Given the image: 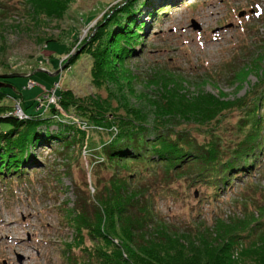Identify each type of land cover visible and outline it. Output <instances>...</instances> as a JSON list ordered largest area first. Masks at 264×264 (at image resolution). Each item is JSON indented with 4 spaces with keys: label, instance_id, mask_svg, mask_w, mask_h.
<instances>
[{
    "label": "trees",
    "instance_id": "16d2710c",
    "mask_svg": "<svg viewBox=\"0 0 264 264\" xmlns=\"http://www.w3.org/2000/svg\"><path fill=\"white\" fill-rule=\"evenodd\" d=\"M73 1L24 0L25 14L37 25L41 17H62ZM150 5L147 15L153 19L161 8L152 7V0L114 6L83 44L92 61L93 84L107 88L105 99L76 97L64 90L57 102L66 116L55 105L51 116L42 117L38 109L29 115L23 107L25 116L19 118L2 104L6 96L15 95L8 87L0 88V174L22 172L25 162H34V146L52 140L72 155L77 150L79 161L89 160L87 171L97 179L94 192L80 196L74 208L62 209L75 234L63 245L67 264H264V192L260 198L241 197L234 214L225 218L216 214L210 225L198 218L179 225L155 211V193L176 195L177 183H185V189L203 188V196L196 200L215 203L241 178L238 174L264 169L257 161L264 145V112L259 111L264 90L258 96L248 93L230 99L222 90L214 94L200 88L196 79L201 76L159 68L147 76L135 73L128 60L140 54L136 46L142 47L145 20L139 17ZM3 14L0 5V21L6 20ZM53 40H45L46 45ZM251 66L235 69L234 79L242 82L254 70L264 86L263 56ZM138 84L141 88H136ZM9 88L17 89L14 83ZM233 111L240 115L236 133L241 137L224 146L215 132L218 125L213 124ZM54 123L57 130L49 132ZM90 132L100 136L98 144ZM194 132L203 139L197 141ZM101 171L108 177L99 178ZM78 248L80 256L73 255Z\"/></svg>",
    "mask_w": 264,
    "mask_h": 264
},
{
    "label": "rangeland",
    "instance_id": "374dc122",
    "mask_svg": "<svg viewBox=\"0 0 264 264\" xmlns=\"http://www.w3.org/2000/svg\"><path fill=\"white\" fill-rule=\"evenodd\" d=\"M125 1L74 0L62 17H41L33 25L25 14L24 0H0L6 17L0 21V73L24 74L5 79L17 89L7 88L15 97L6 96L2 104L19 118L25 115L17 112L18 108L25 107L29 115L38 109L42 117H47L55 105L66 116L57 102L60 91L70 90L81 98L108 97L107 88L96 87L91 80L92 61L83 44L114 6ZM152 7L161 8L153 19L147 15L151 5L139 17L145 20L142 47L136 46L139 56L128 60L135 73L147 76L150 70L161 69L201 76L196 79V84L202 83L200 88L214 94L222 90L230 99L248 93L258 96L264 90L254 70L242 82L233 77L235 69L253 65L258 56L264 59V0H152ZM49 39L54 40L46 45ZM203 78L208 82L203 83ZM136 88H141L140 84ZM111 104L117 105L115 101ZM259 111L263 113L264 106ZM239 118L233 111L213 124L218 125L215 132L221 135L224 146L240 139L236 133ZM262 126L264 129V123ZM57 127L51 124L48 131ZM90 134L98 144L100 136ZM192 135L197 141L203 139L197 132ZM63 149L55 140L37 143L31 150L34 162H25L18 174H0V264H67L63 245L75 234L62 209L74 208L80 196L92 195L97 179L87 171L88 159L79 161L77 150L73 158ZM258 154V164L262 165L264 145ZM98 176L107 178L108 174L101 171ZM238 176L241 178L222 191L215 203L196 200L203 196V188L185 189V183H177L173 186L176 195L155 193V211L167 221H179V225L193 224L196 218L210 225L214 215L225 218L234 214L240 207L238 201L260 198L264 192V169L255 168L251 174ZM182 189L188 192L179 195ZM80 254L79 248L73 251L75 256Z\"/></svg>",
    "mask_w": 264,
    "mask_h": 264
},
{
    "label": "water",
    "instance_id": "95a60500",
    "mask_svg": "<svg viewBox=\"0 0 264 264\" xmlns=\"http://www.w3.org/2000/svg\"><path fill=\"white\" fill-rule=\"evenodd\" d=\"M196 27V26H195ZM38 71H43V69H37ZM57 74V71L56 73ZM17 77H24V74L22 73H10V74H6V73H0V88L1 87H11V85L3 82L2 80H5V79H12V78H17Z\"/></svg>",
    "mask_w": 264,
    "mask_h": 264
},
{
    "label": "built area",
    "instance_id": "2783aa9c",
    "mask_svg": "<svg viewBox=\"0 0 264 264\" xmlns=\"http://www.w3.org/2000/svg\"><path fill=\"white\" fill-rule=\"evenodd\" d=\"M17 112H22V113H23V111H21L20 108H18ZM23 114H24V113H23ZM14 115H15V114H14ZM21 118H22V116H21ZM83 125H84V124H83Z\"/></svg>",
    "mask_w": 264,
    "mask_h": 264
},
{
    "label": "bare ground",
    "instance_id": "6f19581e",
    "mask_svg": "<svg viewBox=\"0 0 264 264\" xmlns=\"http://www.w3.org/2000/svg\"><path fill=\"white\" fill-rule=\"evenodd\" d=\"M12 225H14V224H12Z\"/></svg>",
    "mask_w": 264,
    "mask_h": 264
}]
</instances>
